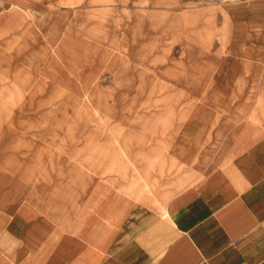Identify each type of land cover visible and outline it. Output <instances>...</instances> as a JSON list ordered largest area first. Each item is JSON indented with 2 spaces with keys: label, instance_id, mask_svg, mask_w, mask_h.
I'll use <instances>...</instances> for the list:
<instances>
[{
  "label": "crops",
  "instance_id": "1",
  "mask_svg": "<svg viewBox=\"0 0 264 264\" xmlns=\"http://www.w3.org/2000/svg\"><path fill=\"white\" fill-rule=\"evenodd\" d=\"M179 23L193 78L145 139L106 112L56 142L0 127V264H264V0Z\"/></svg>",
  "mask_w": 264,
  "mask_h": 264
},
{
  "label": "rangeland",
  "instance_id": "2",
  "mask_svg": "<svg viewBox=\"0 0 264 264\" xmlns=\"http://www.w3.org/2000/svg\"><path fill=\"white\" fill-rule=\"evenodd\" d=\"M209 1L13 0L14 7L0 0V15L16 9L24 24L0 39V127H20L25 134L16 137L26 143L56 142L77 139L106 112L145 139L177 105L168 101L180 93L179 80L193 78L179 17Z\"/></svg>",
  "mask_w": 264,
  "mask_h": 264
}]
</instances>
